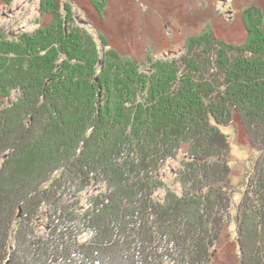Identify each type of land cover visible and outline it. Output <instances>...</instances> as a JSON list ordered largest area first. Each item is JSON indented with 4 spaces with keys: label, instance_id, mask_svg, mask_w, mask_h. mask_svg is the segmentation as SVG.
<instances>
[{
    "label": "trees",
    "instance_id": "16d2710c",
    "mask_svg": "<svg viewBox=\"0 0 264 264\" xmlns=\"http://www.w3.org/2000/svg\"><path fill=\"white\" fill-rule=\"evenodd\" d=\"M40 10L47 27L0 33V264H214L234 119L253 158L239 261L264 264L262 11L243 12L242 45L207 29L148 67L100 49L68 4Z\"/></svg>",
    "mask_w": 264,
    "mask_h": 264
},
{
    "label": "rangeland",
    "instance_id": "374dc122",
    "mask_svg": "<svg viewBox=\"0 0 264 264\" xmlns=\"http://www.w3.org/2000/svg\"><path fill=\"white\" fill-rule=\"evenodd\" d=\"M41 0L0 1V33L9 40L32 34L51 23V16L40 10ZM68 4L74 26L98 42L104 37L109 47L122 57L150 66L157 60L179 59L187 39L213 31L216 38L231 45L246 39L243 12L258 8L264 16V0H58ZM95 1L97 7L91 2ZM61 10V9H60ZM61 12V11H60ZM63 13V12H62ZM264 19V17H263ZM264 28V20H263ZM17 93L11 94L15 99ZM222 128L229 138L228 186L225 193L233 199L230 221L222 243L213 252L214 264H240L236 244L235 206L245 192L244 183L252 167V150L242 124ZM184 151L178 157L182 158ZM170 164V163H169ZM169 164L167 166H169ZM172 169L178 163H171ZM165 176L169 171H164ZM216 250V251H215Z\"/></svg>",
    "mask_w": 264,
    "mask_h": 264
}]
</instances>
